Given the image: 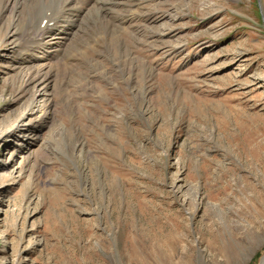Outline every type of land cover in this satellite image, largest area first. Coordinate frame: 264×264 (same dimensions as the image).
Here are the masks:
<instances>
[{"label":"rangeland","instance_id":"1","mask_svg":"<svg viewBox=\"0 0 264 264\" xmlns=\"http://www.w3.org/2000/svg\"><path fill=\"white\" fill-rule=\"evenodd\" d=\"M75 4L0 13V264H262L264 0H100L20 132V59Z\"/></svg>","mask_w":264,"mask_h":264},{"label":"bare ground","instance_id":"2","mask_svg":"<svg viewBox=\"0 0 264 264\" xmlns=\"http://www.w3.org/2000/svg\"><path fill=\"white\" fill-rule=\"evenodd\" d=\"M4 0H0V3ZM26 1V0H25ZM100 0H65V7H72L75 3H80L79 6L75 9V20H67V16H61L62 13L58 15L57 13L48 16L41 22L39 25L37 22V29H36V36H39V39L37 40V45L35 46V52L33 55L24 57L20 59L21 65H23L24 68H26V71L24 75L22 76V82L21 86H25L27 88H32V98L36 100L34 103V109L29 110L27 112H24L19 124L16 123L15 129L21 131H27L28 129L26 127H22L23 121L27 116L35 115L39 112L45 105V102L49 100V86L52 79V73L55 69L53 64L51 63L52 58L59 57V55L64 51L63 45L65 42L70 41L74 38L72 35L77 31L78 27V18H81L87 11H89L90 8L93 6H98ZM102 1V0H101ZM107 1V0H106ZM111 1V0H110ZM29 2V1H28ZM3 3V2H2ZM17 3V2H16ZM37 3V2H36ZM35 3V4H36ZM106 3V2H105ZM104 3V4H105ZM100 5L102 9H105V5ZM76 5V4H75ZM74 5V6H75ZM109 5V4H108ZM115 6H118V2H114ZM34 6V5H33ZM77 6V5H76ZM107 6V5H106ZM9 0H6L5 3L1 7V16L2 19H6V16L9 11ZM45 7V6H44ZM38 8V7H37ZM61 9V8H60ZM18 10V9H17ZM62 10V9H61ZM70 10V8H69ZM101 10V9H100ZM109 10V9H108ZM19 11V10H18ZM72 11V9H71ZM103 12V10H101ZM105 11V10H104ZM111 11V10H110ZM22 12V11H21ZM74 12V11H73ZM90 12V11H89ZM96 13V12H95ZM105 13V12H103ZM109 13V12H108ZM111 14V13H110ZM88 15V14H87ZM114 15V12H113ZM112 15V16H113ZM19 15L12 14L10 16L12 18L13 22H16L18 20ZM70 16V15H69ZM99 16V15H98ZM108 14L105 13V17H107ZM111 16V15H110ZM114 17V16H113ZM36 18V17H35ZM100 18V16H99ZM112 18V17H111ZM44 19V16L42 15L38 20ZM114 19V18H113ZM117 20V19H116ZM115 20V21H116ZM121 20V19H120ZM105 22V21H104ZM119 22V21H118ZM122 22V21H121ZM16 24V23H15ZM18 24V23H17ZM16 24V26H18ZM114 24V23H113ZM94 25V24H92ZM120 25V24H119ZM85 26V25H84ZM88 26V25H87ZM118 26V25H117ZM17 28V27H16ZM85 28V27H83ZM81 30V29H80ZM93 30V29H92ZM106 30V29H105ZM117 30V29H116ZM89 31V29H88ZM78 32V31H77ZM123 32V31H122ZM126 32V31H125ZM80 33V32H79ZM116 33V32H115ZM15 34V33H14ZM14 34L6 35L7 39L11 40ZM88 35V34H87ZM72 36V38H71ZM90 36V35H89ZM93 37V36H92ZM110 37V36H109ZM120 37V35H119ZM100 38V37H99ZM118 38V37H117ZM13 39V38H12ZM103 40V39H102ZM113 40V39H112ZM119 41V40H118ZM117 41V42H118ZM116 42V41H115ZM78 43V42H77ZM103 43V42H102ZM85 44V43H84ZM92 44V43H91ZM70 45V44H69ZM71 46V45H70ZM77 46V44H76ZM87 46V45H86ZM79 47V46H78ZM77 47V48H78ZM91 47V46H90ZM71 48V47H70ZM110 48V47H109ZM64 49V50H63ZM73 49V48H72ZM71 49V50H72ZM103 50V49H102ZM105 50V49H104ZM118 50V49H117ZM74 51V50H73ZM115 51V50H114ZM69 52V51H67ZM111 52V51H110ZM93 53V52H92ZM66 54V53H65ZM68 54V53H67ZM72 54V53H70ZM69 54V55H70ZM78 55V53H77ZM74 56V55H72ZM86 56V55H85ZM90 56V55H89ZM92 56V55H91ZM73 58V57H72ZM67 59V58H66ZM77 59V58H75ZM73 58V61L75 60ZM16 60V59H15ZM72 60V59H71ZM87 60V59H86ZM72 61V62H73ZM88 61V60H87ZM69 62V61H68ZM67 63V62H66ZM87 63V62H86ZM93 64V63H91ZM53 66V67H52ZM68 66V65H67ZM64 67V66H63ZM24 70V69H23ZM71 70V69H70ZM62 77V76H61ZM50 101V100H49ZM49 103V102H48ZM35 108L37 110H35ZM45 109V108H44ZM42 111V110H41ZM28 120V119H27ZM23 122V123H22ZM35 129V128H34ZM34 129L31 128L29 133H34ZM28 133V132H27ZM25 137V136H24ZM21 142H23V138H19ZM26 139V138H25ZM3 167V165H0V168ZM263 259V258H262ZM264 264V262L262 263Z\"/></svg>","mask_w":264,"mask_h":264}]
</instances>
